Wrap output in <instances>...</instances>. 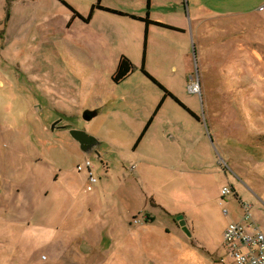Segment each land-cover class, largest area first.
<instances>
[{
	"label": "rangeland",
	"instance_id": "rangeland-1",
	"mask_svg": "<svg viewBox=\"0 0 264 264\" xmlns=\"http://www.w3.org/2000/svg\"><path fill=\"white\" fill-rule=\"evenodd\" d=\"M146 2L0 0V264H230L229 185L264 232V1Z\"/></svg>",
	"mask_w": 264,
	"mask_h": 264
},
{
	"label": "built area",
	"instance_id": "built-area-1",
	"mask_svg": "<svg viewBox=\"0 0 264 264\" xmlns=\"http://www.w3.org/2000/svg\"><path fill=\"white\" fill-rule=\"evenodd\" d=\"M191 90H197V86H191ZM78 172L85 170L88 176V183L93 184L96 178L93 176V166L89 161L81 166H77ZM233 196L234 192L230 186H225L220 190V201L222 204L226 202L229 196ZM241 217L238 221H232L227 224L222 236V249L225 259L230 264H264V233L258 228L254 221L251 205L239 201ZM224 215L229 212L222 210ZM134 223H138V219H133Z\"/></svg>",
	"mask_w": 264,
	"mask_h": 264
},
{
	"label": "trees",
	"instance_id": "trees-1",
	"mask_svg": "<svg viewBox=\"0 0 264 264\" xmlns=\"http://www.w3.org/2000/svg\"><path fill=\"white\" fill-rule=\"evenodd\" d=\"M99 2H100V0H98V3L96 5H93L91 7L90 12H89V14H88L87 17L81 16L78 12H76V11H74L72 9H70V10L72 11V14H73V17L74 18H78L82 22L88 23V22H90V20L92 18V14H93L94 9H101V7L99 5ZM146 8H147V10L149 9V0H147V2H146ZM103 10H106V9H103ZM106 11H108V10H106ZM131 18L132 19H138V20L143 21L146 26H148V25H156V26H159V27L163 26L162 24H160L158 22L150 21L148 19L149 18L148 11L146 12V16H145L144 19L135 18V17H132V16H131ZM134 70H135V68H134L133 64L130 62V60L128 58H126V57L121 56L120 59L118 60V64H117L116 70H115L114 74L112 75V81H113V83L120 84V83L124 82L134 72ZM141 70L144 73V75H146L151 81L154 82V84H156L160 89H162L164 91V95L165 96H169L173 100H176V98L173 95H171L169 92H167L162 86H160L159 84H157V82L155 80H153L150 76H148L143 71V69H141ZM158 108H159V106L157 107L156 111L158 110ZM151 119L152 118H150V120L148 121V123L144 127L143 132L141 133V135L138 138L137 142L140 140V138L144 135V133L148 129L149 124L151 122Z\"/></svg>",
	"mask_w": 264,
	"mask_h": 264
},
{
	"label": "water",
	"instance_id": "water-1",
	"mask_svg": "<svg viewBox=\"0 0 264 264\" xmlns=\"http://www.w3.org/2000/svg\"><path fill=\"white\" fill-rule=\"evenodd\" d=\"M97 115V111L96 110H84L82 112V119L86 122L91 121L95 116ZM55 123L52 125V129L54 128ZM70 136L79 144L80 148L82 151H87V147L85 146L86 144H96V140L88 135L87 133H85L82 130H70L69 131ZM178 222V225L182 228L183 231H186L185 228V222L183 221V217L181 215L177 216L175 218Z\"/></svg>",
	"mask_w": 264,
	"mask_h": 264
},
{
	"label": "crops",
	"instance_id": "crops-1",
	"mask_svg": "<svg viewBox=\"0 0 264 264\" xmlns=\"http://www.w3.org/2000/svg\"><path fill=\"white\" fill-rule=\"evenodd\" d=\"M195 1H197L198 3H201L202 5H203V7H202V9H207L208 11H212V10H210V9H208V8H205V5H204V3L202 2V0H195ZM236 0H220V2L222 3V5H224V4H230V3H234ZM249 1H253V2H259V0H248V2ZM260 1H264V0H260ZM236 3V2H235ZM217 4H219L218 3V1H217ZM198 5H196V6H193V8L195 9V11H197V9H198V7H197ZM207 6V5H206ZM210 6H212V5H210ZM211 9H213V10H215V7H211ZM75 11V10H74ZM98 11H100V10H98ZM215 11H217V10H215ZM71 14H72V12H71ZM73 15V14H72ZM92 16H93V14H92ZM203 18H199L198 16L195 18V22H200L201 20H202ZM91 21V20H90ZM82 22V21H81ZM200 25V23L199 24H197L196 26H199ZM144 54H145V57H146V51L144 50ZM132 75V74H131ZM130 75V76H131ZM129 76V77H130ZM128 77V78H129ZM127 78V79H128ZM126 79V80H127ZM125 80V81H126ZM113 82V81H112ZM123 83V82H122ZM122 83H120V84H122ZM114 85H120V84H115V83H113ZM86 110V109H85ZM88 110H95V109H88ZM97 111V110H96ZM97 114H98V111H97ZM97 116V115H96ZM95 116V117H96ZM84 121V120H83ZM84 122H86V121H84ZM89 122V121H88ZM61 129H64V128H61ZM73 130V129H72ZM70 130H67V132H69ZM84 132L85 133H87L85 130H84ZM94 138V137H93ZM73 139V138H72ZM95 139V138H94ZM74 140V139H73ZM96 140V142H98L97 141V139H95ZM75 141V140H74ZM77 143V142H76ZM78 144V143H77ZM98 143H96V145H97ZM194 173H197L196 171L194 172ZM199 174H200V176H202V175H204L202 172H199ZM197 175H198V173H197ZM232 189H233V187L231 186V185H229ZM245 186V185H244ZM246 188H247V186H245ZM223 188V187H222ZM248 189V188H247ZM221 190V189H220ZM235 190V189H234ZM250 191V190H249ZM234 192V195H233V197L235 198V200L236 201H242L241 199H240V197H239V195L237 194V192L236 191H233ZM251 192V191H250ZM220 194V193H219ZM255 195V194H254ZM256 197H258V196H256ZM218 200H219V205L220 206H223V204H222V202L220 201V196H219V198H218ZM244 202V201H243ZM247 203V202H246ZM248 204H250V203H248ZM251 205V204H250ZM238 214H232V215H230L231 213L229 212L227 215H229L231 218H230V221L229 222H232V221H238V220H240V217H241V210H240V208H239V203H238ZM251 209H252V205H251ZM223 210V209H222ZM252 212V211H251ZM223 213V212H222ZM224 215V214H223ZM227 215H225V216H227ZM254 218V217H253ZM254 221H255V223L257 224V222H256V220L254 219ZM228 222V223H229ZM227 226V225H226ZM257 226H258V228L260 229V227H259V225L257 224ZM225 229V228H224ZM261 230V229H260ZM262 231V230H261ZM263 232V231H262ZM264 233V232H263Z\"/></svg>",
	"mask_w": 264,
	"mask_h": 264
},
{
	"label": "flooded vegetation",
	"instance_id": "flooded-vegetation-1",
	"mask_svg": "<svg viewBox=\"0 0 264 264\" xmlns=\"http://www.w3.org/2000/svg\"><path fill=\"white\" fill-rule=\"evenodd\" d=\"M57 123H58V122H57ZM63 127H64V126H60V127L58 126V128H63ZM77 130H79V129H77ZM80 130H82V129H80ZM82 131H83V130H82ZM85 146H86L87 149H88L87 151H90V150H92V149L94 148V146H96V144H91V143H90V144H86ZM175 218H176V217H175ZM175 218L173 219V222H174V223H178L179 221H175ZM176 225L178 226V224H176ZM178 227H180V226H178ZM180 229H182V228L180 227Z\"/></svg>",
	"mask_w": 264,
	"mask_h": 264
}]
</instances>
